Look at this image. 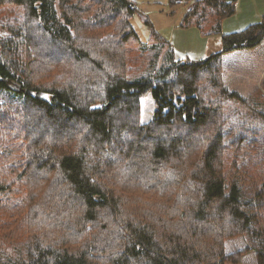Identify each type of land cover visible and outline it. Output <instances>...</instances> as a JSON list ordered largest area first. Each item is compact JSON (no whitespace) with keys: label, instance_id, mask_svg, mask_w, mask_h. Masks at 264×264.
<instances>
[{"label":"trees","instance_id":"trees-1","mask_svg":"<svg viewBox=\"0 0 264 264\" xmlns=\"http://www.w3.org/2000/svg\"><path fill=\"white\" fill-rule=\"evenodd\" d=\"M168 5L222 48L176 50L136 0H0V264L238 263L223 249L237 234L264 264V94L222 74L264 66V13L224 33L236 0ZM44 39L64 47L62 66Z\"/></svg>","mask_w":264,"mask_h":264},{"label":"rangeland","instance_id":"rangeland-1","mask_svg":"<svg viewBox=\"0 0 264 264\" xmlns=\"http://www.w3.org/2000/svg\"><path fill=\"white\" fill-rule=\"evenodd\" d=\"M71 1H72V3L74 2L76 4L85 3V0H71ZM56 3H59V0H56ZM236 7H237V9H236V12L234 14V17L243 18L242 19L243 22L239 23V25H237V27H241V29L244 28L245 26H247L250 22L254 23V22L258 21L260 16L264 13V1L261 4L259 3V0L256 1L254 9L251 8V10H250V9L246 8V12H247L246 16L241 15L242 10H243V6L239 5V0H236ZM91 16H92V14H91ZM91 16L88 15L87 18H89ZM169 18L173 19V17H169ZM85 20H87V19L85 18ZM93 26H95V25H93ZM0 33L5 35L7 32L3 28L0 27ZM107 34H112V32L107 33ZM161 34L164 35V33H162V32H161ZM7 35H8V33H7ZM8 37L11 39L13 38L12 36H7V38ZM22 43H25L24 48H26V49H27V46L31 47L30 51L26 52V53L24 52L22 57L23 58L26 57V54H27L28 56L35 58L37 56V52L32 48V46L29 44V42L23 41ZM42 43L47 45V47L45 48L46 52H48L50 55H52V58H51V62H53L51 64L52 67L62 66L63 56L61 53L63 51H65L64 47L63 46H56V45L51 46V45H49V41L45 40V39L42 40ZM20 48H23V47H20ZM221 48H222V44H221L220 37L218 35H213V38L211 39L210 44H209V49L207 50L206 53L215 52V51L220 50ZM189 54L190 55H197L195 53H189ZM51 65H48V66H51ZM84 66H85L84 69H86L87 68L86 64L83 65V67ZM232 66H233V64H231V62H230V64H227V65L225 64V66L223 68V73H222L223 74V80L229 88L241 90V91H243L244 95H246L258 87L261 90V92L264 94V87H263V85H264V66L260 67V68H256V70H253L252 74H247V76H245L243 74V69L246 67L245 65L237 64L236 67H232ZM52 67L50 69L46 68L43 70H45V72L47 70L50 71L52 69ZM80 69L84 70L83 68H80ZM30 71L33 72L32 69ZM152 110H153V105H152L150 98L148 96L143 97V99H142V110L140 112V116H139L137 121L139 123L147 122L149 120V118L151 117ZM154 130H158V132H167L164 128L161 129V128L154 127ZM124 134L126 136V142H129V148L131 146L132 149L140 150V147H143L141 140L144 139L145 136H143L140 131H137V130L133 131V130L128 129V130H125ZM169 134L175 135V131H172ZM140 135H141L142 139L140 138ZM109 147H110L109 145H106V147L104 148L105 152H107V151L110 152ZM119 149L120 148H118V150ZM124 150H125V148H123V149L121 148L120 153L123 154L125 152ZM95 155H96V152H94V151L89 152L88 158L90 157L89 159L92 160V162L90 160V162H91L90 164H95L94 162L98 158L97 157L94 160ZM114 159H117V158H114ZM101 162L102 161H99L98 163H101ZM258 246L263 247L264 244L261 246L258 243ZM223 249H224V253L226 255L234 254V253L241 255L239 257L234 256V258L236 260H238V263L228 262L225 264H257V257H256V250H255V249H257V247L254 248V245L250 244V242H249V240L245 234H237V235H233V236L224 238L223 239ZM263 252H264V249H263Z\"/></svg>","mask_w":264,"mask_h":264},{"label":"crops","instance_id":"crops-1","mask_svg":"<svg viewBox=\"0 0 264 264\" xmlns=\"http://www.w3.org/2000/svg\"><path fill=\"white\" fill-rule=\"evenodd\" d=\"M256 1L258 0H239V5L243 6L241 15L246 16V8L250 10L251 8L254 9ZM263 1L259 0V3L261 4ZM137 3L138 8L147 13L155 27L160 33H164L163 36L172 43L176 50L183 53H195L197 55L207 54L206 52L209 49L213 35L202 36L197 27H178L184 12L183 6L176 5L169 7L168 0H138ZM168 16L173 17V19H170ZM242 19L234 17V14L225 18L222 21V30L224 33L240 30L241 27H237V25L243 22ZM131 22L136 27L139 37L142 40H146L148 35L147 28L137 17L132 18Z\"/></svg>","mask_w":264,"mask_h":264}]
</instances>
